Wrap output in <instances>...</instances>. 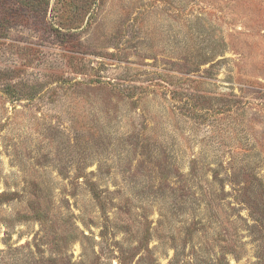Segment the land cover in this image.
<instances>
[{
  "label": "rangeland",
  "instance_id": "1",
  "mask_svg": "<svg viewBox=\"0 0 264 264\" xmlns=\"http://www.w3.org/2000/svg\"><path fill=\"white\" fill-rule=\"evenodd\" d=\"M0 264H264V0H0Z\"/></svg>",
  "mask_w": 264,
  "mask_h": 264
},
{
  "label": "trees",
  "instance_id": "2",
  "mask_svg": "<svg viewBox=\"0 0 264 264\" xmlns=\"http://www.w3.org/2000/svg\"><path fill=\"white\" fill-rule=\"evenodd\" d=\"M0 197H2L5 200L9 199V193L4 191V192L0 193Z\"/></svg>",
  "mask_w": 264,
  "mask_h": 264
}]
</instances>
